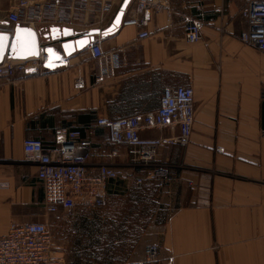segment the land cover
Listing matches in <instances>:
<instances>
[{"label":"crops","instance_id":"crops-1","mask_svg":"<svg viewBox=\"0 0 264 264\" xmlns=\"http://www.w3.org/2000/svg\"><path fill=\"white\" fill-rule=\"evenodd\" d=\"M169 1L170 23L164 12L152 15L148 37L138 38L134 26L101 35L107 54L101 59L88 47L66 55L54 46L40 73L0 78V234L11 222L57 223L64 237L60 264H127L142 259L148 244L174 256L173 264H264V53L240 41L246 29L240 11L252 0ZM10 3L0 0V31L12 27L5 17ZM186 17L203 21L198 42L184 39ZM78 19L62 26L100 27L96 11ZM177 85L194 92L190 141L156 148L154 159L172 165L164 188L137 184L147 167L128 147L111 144L97 120L152 112L163 87ZM69 130L90 141L91 167L112 161L118 177L107 183L106 206L78 205L63 219L60 210L43 208L38 168L25 160L23 141L52 147Z\"/></svg>","mask_w":264,"mask_h":264},{"label":"built area","instance_id":"built-area-1","mask_svg":"<svg viewBox=\"0 0 264 264\" xmlns=\"http://www.w3.org/2000/svg\"><path fill=\"white\" fill-rule=\"evenodd\" d=\"M120 0H11L6 12V20L12 27L19 24L37 30L39 26L73 24L79 13L88 12L95 6L96 20L101 25L106 21ZM127 5L120 26H134L141 29L137 37L149 36L146 30L152 15L166 13L172 15L169 0H132ZM246 21V29L240 34V41L264 53V0L249 1L240 11ZM203 21L186 17L184 39L187 43L198 42L201 37ZM100 34L88 44L92 58L101 59L104 53ZM54 46L42 43L37 56L0 61V78H10L17 73L31 75L40 73L43 65L51 57ZM106 74V71L103 72ZM103 78L102 74L97 77ZM194 116V92L188 85L165 86L161 91L158 107L149 113L130 115L115 119L100 118L98 125L107 128L108 141L115 146L128 147L132 155H139L147 170L143 177L136 180L153 182L156 187L164 188L171 177L172 165L168 161L154 159L156 148L168 144L187 145L190 141ZM177 129L170 136L144 138L143 129ZM56 145L44 147L39 139L27 138L23 141L25 160L37 165V177L43 191L41 204L48 213L61 211V218L75 215L78 205H107L106 186L109 180L118 177L115 163L98 162L91 167L88 159L91 143L80 137L78 130H69L56 136ZM147 148V149H146ZM116 150L111 156L116 155ZM134 161V158L132 159ZM92 171H96L92 173ZM57 223L48 222H11L4 234H0V264H60L63 261L61 249L63 236ZM264 248V243H263ZM174 256L161 255L157 244H148L143 249V258L127 264H173Z\"/></svg>","mask_w":264,"mask_h":264},{"label":"water","instance_id":"water-1","mask_svg":"<svg viewBox=\"0 0 264 264\" xmlns=\"http://www.w3.org/2000/svg\"><path fill=\"white\" fill-rule=\"evenodd\" d=\"M130 0H122L115 12L110 24L105 28H92L85 31H77L72 27L54 25L45 34L24 25H15L11 31H0V61L5 57L13 60L26 59L37 56L41 44V38L51 39L60 43L64 54L69 55L75 50H82L93 41L94 36L111 35L120 26L124 11Z\"/></svg>","mask_w":264,"mask_h":264},{"label":"rangeland","instance_id":"rangeland-1","mask_svg":"<svg viewBox=\"0 0 264 264\" xmlns=\"http://www.w3.org/2000/svg\"><path fill=\"white\" fill-rule=\"evenodd\" d=\"M89 9H90L89 12L90 11H94L95 12L96 7L95 6H91Z\"/></svg>","mask_w":264,"mask_h":264},{"label":"snow or ice","instance_id":"snow-or-ice-1","mask_svg":"<svg viewBox=\"0 0 264 264\" xmlns=\"http://www.w3.org/2000/svg\"><path fill=\"white\" fill-rule=\"evenodd\" d=\"M0 39H2V38H0Z\"/></svg>","mask_w":264,"mask_h":264}]
</instances>
